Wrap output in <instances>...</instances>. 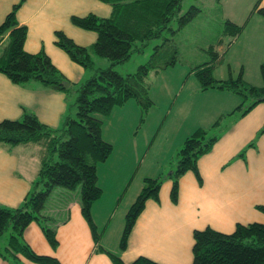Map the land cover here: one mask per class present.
<instances>
[{"label":"trees","instance_id":"obj_1","mask_svg":"<svg viewBox=\"0 0 264 264\" xmlns=\"http://www.w3.org/2000/svg\"><path fill=\"white\" fill-rule=\"evenodd\" d=\"M25 0H19L6 14L0 24V38L6 36V42L0 50V73L16 85L37 83L41 87L65 95L66 112L57 128H50L31 113L24 111L20 120L4 119L0 121V144L15 146L29 142L44 144L36 180L29 193L18 207L0 206V238L8 230L4 245L0 246V259L8 264H20L24 258L35 264H59L49 256L35 254L23 239L26 227L35 222L52 248H56L53 219L44 214L48 196L54 188L74 189L79 186L81 214L88 224L93 239L98 242L99 234L92 221L90 208L100 197L101 189L97 184L96 165L107 160L112 152V145L101 137L103 119L108 117L113 108L122 106L132 99L145 113L151 107L144 86L150 71H157L173 66L175 55L168 61L161 62L168 51L165 47L170 42L165 34H174L172 23L178 29L185 26L200 13L195 6L180 15L182 0H97L111 7L109 17L102 18L94 14L71 16L70 22L78 29L93 32L95 42L90 47L79 46L63 32H54V45L62 50L75 64L81 66L89 77L76 87L69 85L62 73L54 67L49 57L40 50L30 54L24 51L26 27L20 25L16 13ZM220 2V0H215ZM264 21V8L258 1L252 8ZM243 25L229 20L223 23L222 36L235 38L241 33ZM220 37L217 45L220 43ZM160 40L154 46L150 59L139 66L135 73L120 75L112 69L114 65L124 64L133 52L141 53L148 42ZM210 47L212 59L194 70L200 90L220 89L244 99L250 100L246 106L241 103L228 115L218 118L209 128H197L188 135L176 152L178 160L173 171L166 176L144 178L142 188L125 215V224L119 241V249L126 248L127 240L134 223L142 212L145 202H158V192L164 179L171 181L169 193L172 204L178 199V180L186 172H192L198 182V159L207 154L230 122L245 116L251 109L264 102V61L259 65L262 78L261 86H253L244 81L240 71L235 79L229 76L225 80H216L211 76L218 53ZM176 54V49L173 48ZM92 55L110 62L107 68L95 66ZM71 89L75 91L74 102H70ZM234 114L233 119L227 116ZM220 128L219 133L209 135ZM264 133V125L257 132L256 138ZM255 140L247 145L254 147ZM245 149L238 158L244 159ZM264 213V205L256 206ZM191 264H264V224L252 222L237 223L233 232L226 234L211 228L194 230L192 233ZM113 264H124L119 256L104 251ZM128 264H158L146 257H138Z\"/></svg>","mask_w":264,"mask_h":264},{"label":"crops","instance_id":"obj_2","mask_svg":"<svg viewBox=\"0 0 264 264\" xmlns=\"http://www.w3.org/2000/svg\"><path fill=\"white\" fill-rule=\"evenodd\" d=\"M18 1L0 0V24ZM220 3L222 4V0ZM260 3L264 8V0H260ZM223 6L222 18L225 21L227 18L224 17L228 15L229 8L226 4ZM252 8L244 12L243 17L247 18V22L256 16ZM233 9L230 8V12ZM87 14L106 18L111 14V7L97 0H25L16 13L18 23L26 27L24 51L34 54L42 50L54 67L74 87L85 81L89 73L73 63L62 50L54 45V32L61 31L77 45L90 47L95 42L96 35L93 32L78 29L70 22L71 16ZM238 22L242 23L241 18ZM255 24L257 31L262 35L259 42L262 46L255 49L249 47L244 59H248L249 64L258 65L260 59H264V21L255 17ZM240 34L235 38L221 35L216 52L223 50V42L227 39H231L232 45L236 44L240 47L237 43ZM5 42L6 36L0 38V50ZM254 56L255 59H252ZM238 65L239 70L236 73L241 71L242 77L246 78L243 63ZM260 78L257 75V78L252 81H248V78L245 81L253 86H261L262 78ZM217 80H223V78ZM208 90H215L213 96H218L215 99L219 101H209V106L205 103L210 112L207 114L206 122L216 121L234 111L236 99L233 98V93L220 89L206 91ZM135 105L130 106L134 109ZM66 108L67 101L64 94L47 90L37 83L16 85L0 73V121L20 120L24 111H27L33 113L42 124L57 128ZM233 117L234 114L227 116L229 119L227 123ZM201 121L202 118L199 124L187 126L182 135L180 134L182 127L177 131L176 141L174 140L176 148L195 129L204 127ZM263 125L264 102L256 105L245 116L230 122L211 150L198 159L200 182L192 172H186L179 178L176 204H172L169 197L171 181L164 179L158 192V202L153 200L145 202L130 232L126 248L122 251L119 249L120 238L114 245L101 241L107 230L106 224L102 227L98 242H95L88 224L82 217L79 194L69 193L66 189L58 187L52 190V194L50 193L44 209V214L53 219L56 248L48 244L42 230L35 222L26 227L23 239L35 254L53 257L59 264H113L100 249L119 256L124 264L138 257H146L158 264H191L194 230L211 228L229 234L233 232L237 223L264 224V213L256 209V206L264 205V133L256 138L257 132ZM101 137L112 145L113 154L114 143L104 133L102 135V132ZM254 140L255 146L247 147ZM131 149L132 154L135 150L137 151L134 145ZM243 149H245L244 159L238 158V153ZM43 154L42 141L15 146L0 144V206L14 208L21 205L32 183L36 180ZM113 156L110 155L105 162L96 166L97 181L103 164H110L107 162L114 160ZM134 156L136 159L133 160L139 161V156L136 154ZM133 160L132 169L136 168ZM130 169V177H133L140 166L134 170V173ZM158 175L160 170H155L153 177ZM150 176L151 174L144 176L142 174L141 183L138 182V188L132 189L128 202L135 200L142 188L143 177ZM131 181L132 178L127 176L121 181L122 187H119L118 183L115 185L117 188L115 191L119 194L117 201H114L112 214H115L120 200H123L126 192L131 188ZM94 225L96 227L95 223ZM96 231L98 233L97 227ZM0 264L8 263L0 259ZM20 264L35 263L21 258Z\"/></svg>","mask_w":264,"mask_h":264},{"label":"rangeland","instance_id":"obj_3","mask_svg":"<svg viewBox=\"0 0 264 264\" xmlns=\"http://www.w3.org/2000/svg\"><path fill=\"white\" fill-rule=\"evenodd\" d=\"M257 1L261 7L260 0H222V4L215 2V0H182L180 15L187 12L190 6L197 7L200 13L180 29H178L177 22L174 21L172 23L174 34H165L170 42L165 46L168 51L161 62L168 61L173 55H175L176 62L173 66L165 69L148 72L144 86L147 96L152 102L151 107L147 112L141 113V108L134 100L130 99L122 106L113 108L110 115L105 118L101 132L114 143L113 154L112 152L110 154L114 155V160H109L107 163L110 164L108 165L103 164L102 170L99 171L97 184L102 188V192L90 208L99 236L103 225L106 224L107 226V230L101 239L102 242L107 241L108 244L114 245L121 238L126 212L135 201L128 202L130 192L135 187L138 188L137 183H141L142 174L143 176L151 174L149 178H157V176L153 177L155 170H160L158 177L165 176L174 170L178 160L176 152L179 149L174 145L177 131L182 127L180 134H184L186 127L199 124L200 118H202L201 123L204 125L203 129L209 128L215 122H206L207 114L210 113L207 106H209V101L218 102L219 99H215L218 96H213L215 90H200V84L194 70L212 59V54L209 52L211 46H213L214 51H217V40L222 35L224 23L222 18L223 4L229 8L227 10L228 15L224 18L237 25H243V31L237 40L240 47L236 44L232 45L231 39L223 42V50L218 51L220 60L215 62L211 76L216 80L218 78L225 80L229 76L235 79L239 73H236L239 70L238 63L242 62L248 81L257 78V75L260 78L259 65L264 59H260L258 65L256 63L249 64L248 59H244L245 52L249 47L255 49V47L262 46L259 44L262 35L257 31L255 24V17L260 19L262 17L256 12L254 13L256 16H253L248 22L247 18L243 17L244 12L253 7ZM230 8H234L232 12H230ZM239 18H241L242 23L238 22ZM229 41L230 44H228ZM160 43V40L148 42L141 53L133 52L126 63L114 65L112 69L122 76L135 73L139 66L150 59L154 52V46ZM173 48L176 49V54L173 53ZM92 59L96 67L107 68L110 66V62L106 59L93 55ZM252 59H255V56ZM246 78H243L244 81ZM232 95L236 99V107L241 103L246 106L250 102V100L238 95ZM69 98L70 102L73 103L75 91L72 89ZM132 104H136L134 109L130 106ZM219 132L220 128L212 130L209 135ZM133 145L134 148H137L134 154L139 156V161L133 160L136 159V156L131 153ZM115 152L116 154H114ZM141 158L142 162L140 161ZM132 160L133 165L136 166L133 169ZM97 165H101V163ZM138 166H140L139 171L135 173V176L130 177L129 169L131 168L130 170L134 173ZM127 176L132 178L131 188L126 192L123 200H120V205L115 214H112L114 201H117L119 194L115 191L117 189L115 185L118 183L119 187H122L121 181ZM79 189V186H76L74 189L66 190L69 193L79 194ZM8 232L6 230L0 238V246L4 245Z\"/></svg>","mask_w":264,"mask_h":264},{"label":"water","instance_id":"obj_4","mask_svg":"<svg viewBox=\"0 0 264 264\" xmlns=\"http://www.w3.org/2000/svg\"><path fill=\"white\" fill-rule=\"evenodd\" d=\"M63 86H64V89H67V88L69 87V83H68V82H65V83L63 84Z\"/></svg>","mask_w":264,"mask_h":264}]
</instances>
